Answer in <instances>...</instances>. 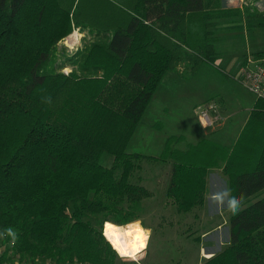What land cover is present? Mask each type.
Masks as SVG:
<instances>
[{"label": "trees", "instance_id": "trees-1", "mask_svg": "<svg viewBox=\"0 0 264 264\" xmlns=\"http://www.w3.org/2000/svg\"><path fill=\"white\" fill-rule=\"evenodd\" d=\"M222 2L0 0V231L17 234L0 239V264H115L107 224L139 221L151 196L130 181L144 158L127 151L130 140L166 73L215 67L204 14ZM73 24L84 42L69 54L57 46ZM184 141L171 136L146 157L172 162L166 198L178 213L203 208L210 169L243 198L227 247L202 264H264V98L232 148L208 139L176 147Z\"/></svg>", "mask_w": 264, "mask_h": 264}, {"label": "rangeland", "instance_id": "rangeland-1", "mask_svg": "<svg viewBox=\"0 0 264 264\" xmlns=\"http://www.w3.org/2000/svg\"><path fill=\"white\" fill-rule=\"evenodd\" d=\"M256 1L246 0V5L262 13L264 0L260 2V6H253L251 3ZM223 10L230 18L229 25L232 24L233 34L230 35L227 28L220 27L227 21H221L223 18L213 11L205 12L204 21L208 33L219 37L221 41L216 48L220 58L216 67L230 76H223L220 71L209 65H202L195 73H190L187 68L182 69V65L178 70L166 73L127 148L129 153L144 156L140 162V170L133 174L130 181L135 183L139 177L140 185L151 194L142 201L139 213L143 226L151 230L147 257L141 263L139 259L140 264H193L197 261L200 247L211 248L217 254L229 243L231 213L226 208L217 207L209 195L214 189H228L221 171L209 170L202 209H193L186 214L178 213L166 198L172 162L146 158H158L166 139L171 136L185 138L182 144L176 146L179 149H184L186 144H193L201 139H208L227 148H232L236 143L257 98L238 81L237 66L242 62L243 55L247 54L249 58L254 59L253 54L264 52V25H261L264 24V16L248 19L247 33H244L240 26L239 10ZM72 37L76 40L69 39ZM66 38L62 39L57 47L73 48L68 51L69 54L71 51H77L84 42L71 34ZM69 41L76 45L71 47ZM61 51L58 50V54H61ZM209 102L216 104L213 114H210L212 120L218 121L214 128H204L195 114L197 107L205 106ZM100 163L110 168L113 158L103 154ZM263 196L264 193H260V197ZM134 223L121 228L126 231ZM142 252H139L138 257ZM116 255L115 264H137L136 260L122 258L118 253ZM3 264L19 263L13 260Z\"/></svg>", "mask_w": 264, "mask_h": 264}, {"label": "clouds", "instance_id": "clouds-1", "mask_svg": "<svg viewBox=\"0 0 264 264\" xmlns=\"http://www.w3.org/2000/svg\"><path fill=\"white\" fill-rule=\"evenodd\" d=\"M71 35L78 37L80 40L83 39V33L75 24L72 25ZM62 72L64 75H70L71 70L65 67ZM46 102L51 103V98L48 97ZM201 122L204 123L203 120ZM209 195L212 202L221 209L226 208L227 211L232 214H237L241 210L243 198L232 195L230 189L216 191ZM150 232V229H143L141 227L140 221H136L134 225H130L126 231L109 223L106 226L104 235L113 249L122 258L136 260L137 264H139L140 257H138L136 253L142 252V250L147 247V239ZM133 236L134 239H128ZM5 237H11L14 243L17 239V234L12 228H6L0 231V239Z\"/></svg>", "mask_w": 264, "mask_h": 264}, {"label": "built area", "instance_id": "built-area-1", "mask_svg": "<svg viewBox=\"0 0 264 264\" xmlns=\"http://www.w3.org/2000/svg\"><path fill=\"white\" fill-rule=\"evenodd\" d=\"M69 39L72 41L76 40L75 37ZM69 43L71 47L76 45V43L72 44L70 41ZM70 49L73 50V48ZM237 79L257 98H264V58L260 60L248 58L246 63L239 68ZM215 105L209 102L205 106H200L195 109V114L204 128H214L218 124V121L212 120L210 117V114H213ZM202 120L204 123L201 122Z\"/></svg>", "mask_w": 264, "mask_h": 264}, {"label": "crops", "instance_id": "crops-1", "mask_svg": "<svg viewBox=\"0 0 264 264\" xmlns=\"http://www.w3.org/2000/svg\"><path fill=\"white\" fill-rule=\"evenodd\" d=\"M263 0H257L255 3H251L253 6L254 5H256V6H260V2H262ZM246 5V0H223V6H222V8L221 9H219V10H221V11H219L218 9H216V10H218V11H216V10H210V11H213V12H215V13H217V14H219L223 19L221 20V21H223V20H226L227 21V23H224V25H221L220 27L221 28H227L228 29V31H230L229 33H230V35L231 34H233L232 32V24L231 25H229V20H230V18H228V16H227V14H226V12H225V10H223V9H238L239 10V13H240V22H241V24H240V26H242V30H243V32L244 33H247V31H246V27H247V20L245 19V16H244V11H243V7ZM252 6V7H253ZM255 6V7H256ZM224 28V29H225ZM233 36V35H232ZM213 37V36H212ZM215 38V40H217V42H216V48H217V46L220 44V40H219V37H214ZM232 39H234V37H232ZM217 50V49H216ZM217 54H218V52H217ZM249 58V56H247V54L246 55H243L242 56V62L237 66V69L239 70V68L242 66V65H244L245 63H246V60ZM220 60V58H219V54L217 55V58H216V61H215V67H212V68H215V70H218V71H220L221 73H225L224 71H221V70H219V69H217V63H218V61ZM211 67V66H210ZM182 69H185V67H183ZM237 70V71H238ZM240 83H241V81L240 80H238ZM242 84V83H241ZM243 85V84H242ZM244 86V85H243ZM245 87V86H244ZM220 105V104H219ZM220 107V106H219ZM252 109V108H251ZM250 109V110H251ZM249 113H250V111H249ZM219 185H220V182H219ZM216 191H219V189L218 190H215L214 189V192H216ZM205 203V202H204ZM140 221V225H141V227L143 228V229H148L147 227H144L143 226V223H142V221H141V219L139 220ZM204 236V235H203ZM148 238H149V236H148ZM130 239H134V236L133 237H131ZM200 239V238H199ZM198 239V240H199ZM199 241H201V240H199ZM148 243H149V239L147 240V247H148ZM147 247L145 248V249H143V252L141 253V255H139L140 256V263L142 262V261H144L145 259H146V257H147V254H146V251H147ZM219 253V252H218ZM138 254H139V252L138 253H136V255L138 256ZM213 255H215V253H214V250H212L211 248H207V247H200V249H199V254H198V257H197V261L195 262V263H193V264H202L203 262H204V260H206V259H210ZM139 263V264H140Z\"/></svg>", "mask_w": 264, "mask_h": 264}, {"label": "bare ground", "instance_id": "bare-ground-1", "mask_svg": "<svg viewBox=\"0 0 264 264\" xmlns=\"http://www.w3.org/2000/svg\"><path fill=\"white\" fill-rule=\"evenodd\" d=\"M119 228H121V227H119ZM122 230H123V228H121ZM104 230H105V228H104ZM104 233H105V231H104Z\"/></svg>", "mask_w": 264, "mask_h": 264}]
</instances>
